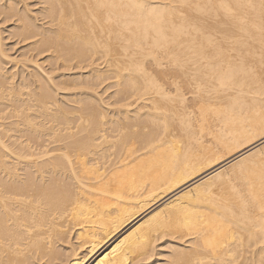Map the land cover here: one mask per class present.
<instances>
[{
  "label": "bare ground",
  "instance_id": "6f19581e",
  "mask_svg": "<svg viewBox=\"0 0 264 264\" xmlns=\"http://www.w3.org/2000/svg\"><path fill=\"white\" fill-rule=\"evenodd\" d=\"M36 3L0 0V264H264V0Z\"/></svg>",
  "mask_w": 264,
  "mask_h": 264
},
{
  "label": "rangeland",
  "instance_id": "374dc122",
  "mask_svg": "<svg viewBox=\"0 0 264 264\" xmlns=\"http://www.w3.org/2000/svg\"><path fill=\"white\" fill-rule=\"evenodd\" d=\"M30 1H31V2H30ZM27 2H28L29 4H32V5H33V6H32V5H29V6H31V9H33V12H34V11H35L34 9L38 6V5H37L38 3L35 4L36 0H27ZM32 2H33V3H32ZM35 6H36V7H35ZM33 7H34V8H33ZM31 13H32V12H31ZM32 14H33V13H32ZM0 25H1V24H0ZM3 26H4V25H2V26H0V27L3 28ZM4 27H5V26H4ZM11 27H12V26H9V27L6 26V27H5L6 29H5V31H4V37L7 35V36L5 37L4 42H5V45H6V47H7L8 49L14 47V46H12V47H8L10 44L13 45L12 42H13V40H14L12 37L8 36V32H9V30L11 29ZM7 28H8V29H7ZM6 32H7V33H6ZM8 37H9V39H8ZM11 41H12V42H11ZM11 45H10V46H11ZM18 45H19V44H17V45L14 47V49H13V48L10 49L11 51L8 50L9 53H10L11 55L14 56L15 52H17V54H18V50L15 51V50H16V47H17ZM17 54H16V55H17ZM40 61H42V60H40ZM5 66H6V65H5ZM68 72H69V71H68ZM70 74H71V73H70ZM72 75H74V74L72 73ZM84 89H85V90H84ZM84 89H82V90H78V91H80V92H81V91H82V92L84 91V92L91 93V95H95L94 92H92V91L89 90V89H86V87H84ZM111 89H112V88H111ZM111 89H110V90H111ZM88 90H89V91H88ZM92 93H93V94H92ZM61 94L64 96V93L61 92V93H59V97H61ZM67 94H68V93H67ZM68 95H70V94H68ZM34 157H35V156H34ZM159 241H160V240H159Z\"/></svg>",
  "mask_w": 264,
  "mask_h": 264
}]
</instances>
